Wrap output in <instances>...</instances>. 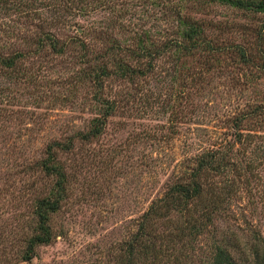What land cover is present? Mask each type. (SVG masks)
<instances>
[{
	"label": "rangeland",
	"instance_id": "1",
	"mask_svg": "<svg viewBox=\"0 0 264 264\" xmlns=\"http://www.w3.org/2000/svg\"><path fill=\"white\" fill-rule=\"evenodd\" d=\"M196 26L201 34L187 36ZM54 39L65 44L59 52L45 44ZM200 39L217 49L180 50ZM144 47L156 50L147 55ZM0 48L26 51L14 70L0 68V264H118L151 200L218 139L233 113L264 101V9L223 0H0ZM84 58L122 59L135 69L98 88L82 72ZM102 97L117 102L103 131L58 153L68 182L51 216L55 236L23 260L35 198L55 180L35 162L53 139L86 129ZM258 133L264 143V129ZM253 182L258 206L244 184L215 216L217 230L191 246L181 230L165 237L172 222L156 220L149 230L160 250L139 264H205L224 238L241 255L251 228L264 233V175Z\"/></svg>",
	"mask_w": 264,
	"mask_h": 264
},
{
	"label": "trees",
	"instance_id": "2",
	"mask_svg": "<svg viewBox=\"0 0 264 264\" xmlns=\"http://www.w3.org/2000/svg\"><path fill=\"white\" fill-rule=\"evenodd\" d=\"M223 1L246 8L264 9V0ZM201 32L202 30L196 26L189 28L186 35L198 37ZM45 44L56 52L61 51L62 46H65L55 39ZM200 45L210 51L217 49L210 39L192 40L186 45L180 43L179 47L181 51L192 52L193 48ZM142 49L146 50L147 55H151L149 54L152 52L151 49L156 50L155 47ZM163 49L162 47L160 50ZM236 51L243 62L253 63L251 54L245 46L237 45ZM25 52L14 49L9 54H4L0 48V68L14 70L18 58ZM153 59L151 57L146 61L147 67H152ZM79 62L83 63L84 76L96 82L98 88L105 78L114 74H117V77H125L135 69L127 61L117 58L115 61L107 59L100 64L85 58L80 59ZM109 63H114L117 67L111 69ZM97 106V113L91 116L86 129H78L71 135L53 139L46 145L45 155L35 162L42 173L54 176L55 180L45 194L35 198L33 212L36 215V224L32 232L25 237L23 260L35 255L37 245L49 243L55 236L51 216L60 209L67 198L68 182L67 171L58 156L59 151L72 150L76 139L82 141L98 136L104 129L105 118L114 110L117 102L116 99L102 97V103ZM226 121L229 123L223 125V131L220 132L218 139L198 152L194 156L193 165L188 170L184 169L168 184L161 195L151 200L140 217L132 239L124 252H121L118 264H139V261L146 256H157L160 248L152 241L153 236L149 230L156 220L172 222V228L165 233V237L177 236L181 230L187 235L186 245L191 246L193 243L191 241L204 230L211 227L214 231L217 230L215 216L229 210L239 188L244 184L250 185L251 202L255 207L258 206L261 194L257 192L253 179L264 175V143L258 133L259 128L264 129V101L249 103L247 107L233 113ZM250 231L248 246L241 251V255H234L229 248L228 238H224L215 243L205 255L204 259L207 262L205 264H264V233L258 228H251Z\"/></svg>",
	"mask_w": 264,
	"mask_h": 264
}]
</instances>
